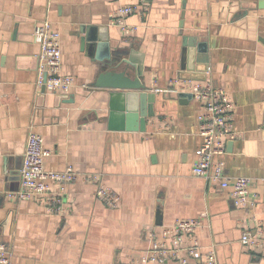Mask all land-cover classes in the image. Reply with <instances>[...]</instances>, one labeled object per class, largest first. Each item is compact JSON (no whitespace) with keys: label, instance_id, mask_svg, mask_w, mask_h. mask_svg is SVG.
Masks as SVG:
<instances>
[{"label":"crops","instance_id":"0c3cea01","mask_svg":"<svg viewBox=\"0 0 264 264\" xmlns=\"http://www.w3.org/2000/svg\"><path fill=\"white\" fill-rule=\"evenodd\" d=\"M140 2L0 0V243L10 248L11 264H126L146 254L153 240H164L177 220L203 213L196 234L204 253L214 250L220 264H264V255L241 241L255 226L248 211L227 189L192 172L201 144L200 103L165 90L172 79L203 75L181 69L189 37L192 63L209 66L206 78L236 104L239 136L218 158L230 177L251 179L264 226V0H147V9L126 18L136 32L112 23L118 7ZM45 20L61 33V73L75 79L68 94L36 83L34 30ZM114 67L140 76L156 94L145 130L139 111H128L130 103L140 107L129 91L93 86ZM30 131L41 134L50 151L47 169L77 170L61 215L50 214L39 197H7L20 188ZM92 175L118 193L119 207L97 197Z\"/></svg>","mask_w":264,"mask_h":264},{"label":"built area","instance_id":"2783aa9c","mask_svg":"<svg viewBox=\"0 0 264 264\" xmlns=\"http://www.w3.org/2000/svg\"><path fill=\"white\" fill-rule=\"evenodd\" d=\"M146 1L141 0L136 5L118 7L111 15L112 23L125 33L136 32L138 27L130 25L126 18L136 11L147 9ZM34 38L40 45L37 86L50 92L70 93L75 79L71 75L61 73L60 31L53 28L49 20H45L36 25ZM165 90L191 94L200 103L201 110L197 115V121L201 144L195 151L192 172L212 184L227 189L235 204L248 211L249 219L255 226L243 232L241 241L247 248L264 255V226L255 214L259 197L252 190V181L246 176L227 175L224 161L218 158L225 153L227 141L237 139L239 136L233 122L235 102L224 87L215 85L209 78L172 79ZM49 154L50 151L44 147L42 135L30 131L20 169V188L7 192V197L17 201L39 197L50 214L61 215L66 211L64 198L68 185L76 180L78 173L72 165H68L63 171L47 169L45 158ZM88 179L95 183L97 197L108 207L120 206V196L102 176L92 175ZM54 185L58 186L56 191H53ZM205 216L206 213H203L199 217L177 220L164 231V240H153L146 254L126 264H161L168 261L188 264L192 259L200 261L201 264H220L214 250L204 253L196 234V231L203 227ZM11 255L10 248L0 243V264H11Z\"/></svg>","mask_w":264,"mask_h":264},{"label":"water","instance_id":"95a60500","mask_svg":"<svg viewBox=\"0 0 264 264\" xmlns=\"http://www.w3.org/2000/svg\"><path fill=\"white\" fill-rule=\"evenodd\" d=\"M263 1V0H261ZM261 7H264V2L260 4ZM91 36L87 34L84 42L90 41ZM194 40L189 37H184L183 39V55L181 60V69L182 71L188 72H201L199 74H203L198 76H181V79L186 80H204L206 79V73L210 71L209 66L200 67L196 66L195 63H192L191 55L193 54ZM202 47L197 49L201 51ZM201 61V60H200ZM203 62L207 63V59ZM114 65V64H113ZM117 67H114L113 70L108 71L107 73H102L99 78L93 83L95 87H107L112 89H124L129 91L127 93L128 98L134 97L137 98L140 102V107L137 109L136 105H132L131 103L128 106V111H139V115L141 117V129L145 130V124L148 117H153L155 115L154 112V101H155V93H149V88L141 82V78L139 77H131V75L125 71L116 70ZM180 97H192L191 94L187 93H179ZM133 100V99H132ZM135 101V100H133ZM136 104V101L135 103Z\"/></svg>","mask_w":264,"mask_h":264}]
</instances>
